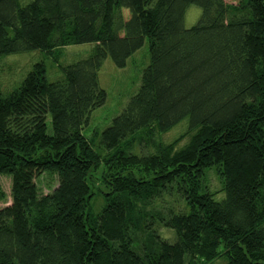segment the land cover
<instances>
[{
  "label": "trees",
  "instance_id": "obj_1",
  "mask_svg": "<svg viewBox=\"0 0 264 264\" xmlns=\"http://www.w3.org/2000/svg\"><path fill=\"white\" fill-rule=\"evenodd\" d=\"M146 41L137 92L86 135L105 60L125 68ZM77 45L93 48L66 61ZM34 51L50 63L24 77L2 62ZM5 63L0 264H264V0H0Z\"/></svg>",
  "mask_w": 264,
  "mask_h": 264
},
{
  "label": "rangeland",
  "instance_id": "obj_2",
  "mask_svg": "<svg viewBox=\"0 0 264 264\" xmlns=\"http://www.w3.org/2000/svg\"><path fill=\"white\" fill-rule=\"evenodd\" d=\"M226 1H229L230 3L233 2L234 0H226ZM200 15H201L200 8L191 5L188 8L185 16V20H184L185 27L189 29L192 26L196 25ZM92 48L93 45H77V46L66 47L64 49V52L66 53L68 58L65 57V60L70 62L79 56H83L87 54ZM68 59H72V60H68ZM7 60H9L14 67V69L11 71L12 74L16 73L17 74L16 76H19L22 73L21 75L22 77H24L32 69L33 64H35L36 62L43 60L46 63V66L48 65V63H50V60L44 59V57L39 51L27 52L21 54H10L4 57L2 62H5ZM29 62L30 65L26 66V63ZM148 63H149V46L147 41L144 43V46L128 60L125 68H117L109 58L105 60L99 72V82H100V86L107 92L108 98L105 105L93 113L90 122V127L84 130V133L86 135L90 134V131L94 129H97L98 131L103 130L111 123V120L114 117H116L121 113L123 107L129 100V98L137 92L138 87L140 85V78L142 71L148 65ZM8 65L9 64L5 63V65H3V67L1 68V73H2L1 75L4 78L0 76V90L2 89L3 83L4 82L8 83L7 80L10 79L9 77H12L9 75ZM55 71H56V67L52 65L48 66V77L50 81H55L56 79L55 77L60 76V74L57 75ZM47 122H48L47 133L51 135L52 127L50 120H48ZM187 127H188V119L179 123L170 131H168L166 134H164L162 136V142L163 143L172 142L173 140H175V138L180 136L187 129ZM184 144H185V140L180 144V146ZM0 176H1L0 180L3 184V188L5 191L4 197L0 199V208H1L11 203L12 196L10 190L11 185L8 176H6L5 174H2ZM210 179H211L210 184H212L213 187H217L219 185L213 172L210 173ZM95 183H97V181H94L91 185L93 186ZM39 185L42 187V189L45 192H48L50 191L51 187L56 186V180L52 177H42L41 179H39ZM92 205H95L96 208L98 207V205H100V202L96 201ZM160 234L164 239H167L169 242L175 241V233L171 229L161 228ZM211 264H227V260L226 258L222 257L215 260Z\"/></svg>",
  "mask_w": 264,
  "mask_h": 264
}]
</instances>
